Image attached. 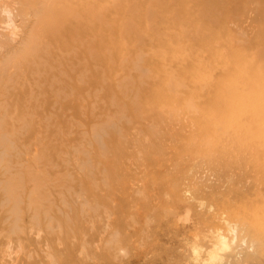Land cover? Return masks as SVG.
<instances>
[{
    "label": "rangeland",
    "instance_id": "1",
    "mask_svg": "<svg viewBox=\"0 0 264 264\" xmlns=\"http://www.w3.org/2000/svg\"><path fill=\"white\" fill-rule=\"evenodd\" d=\"M3 4L0 264H264V0Z\"/></svg>",
    "mask_w": 264,
    "mask_h": 264
},
{
    "label": "bare ground",
    "instance_id": "2",
    "mask_svg": "<svg viewBox=\"0 0 264 264\" xmlns=\"http://www.w3.org/2000/svg\"><path fill=\"white\" fill-rule=\"evenodd\" d=\"M12 1V0H11ZM14 1V0H13ZM16 1V0H15ZM4 2V1H3ZM6 2V1H5ZM2 3V2H1ZM17 2H15V4H16ZM6 4V3H5ZM10 4H8V6H9ZM13 6V5H12ZM48 6V5H47ZM15 8V10H17L18 8L16 7V6H14ZM10 8V9H9ZM9 8L7 7V6H4V4H3V6L1 7V5H0V11L2 12V13H0V14H5L8 18H5V20L7 21V22H5V20H4V22H5V24H3V25H0V38L3 36V38L5 37V33H7V35H11V37H12V39H13V35L14 34H16L15 33V31L18 29V27H16V26H18L17 24H16V26H15V23L13 22L14 20H15V18L14 17H16L15 15H14V20L13 21H11L9 18L11 17V15H12V13H13V10H11V8L12 7H10L9 6ZM40 8V7H39ZM30 9V8H29ZM21 10V9H20ZM32 10V9H31ZM30 10V11H31ZM20 12V11H19ZM18 12V13H19ZM34 12V11H33ZM20 13H24V12H20ZM17 14V13H16ZM4 15V16H5ZM19 15V14H18ZM17 15V16H18ZM23 15V14H22ZM3 16V17H4ZM13 16V15H12ZM18 17H20V16H18ZM22 18H23V16H22ZM31 18V17H30ZM1 19V18H0ZM12 19V18H11ZM21 19V18H20ZM23 21H25V20H23ZM1 22V21H0ZM3 22V21H2ZM3 22V23H4ZM26 22V21H25ZM21 23H23L22 21H21ZM20 25H22V24H20ZM23 25H24V23H23ZM24 26H26V25H24ZM38 28V27H37ZM18 31H20L19 29H18ZM26 31V30H25ZM23 32V31H22ZM28 32H30V31H28ZM39 32H40V30H39ZM30 34V33H29ZM9 35V36H10ZM33 35V34H32ZM30 36H31V34H30ZM16 38V37H15ZM20 38V37H19ZM31 38V37H30ZM34 38V37H33ZM2 39V38H1ZM0 39V40H1ZM5 39V38H4ZM4 39H2V40H4ZM11 39V38H10ZM16 39H18V37L16 38ZM26 39V38H25ZM1 40V41H2ZM15 40V39H14ZM31 40V39H30ZM32 40H34V39H32ZM31 40V41H32ZM5 41H7L6 39H5ZM11 41V40H10ZM17 41H19V40H17ZM29 41V40H28ZM27 41V42H28ZM19 42H21V41H19ZM18 42V43H19ZM11 43H13L12 41H11ZM25 43H26V40H25ZM30 43V42H29ZM6 44L8 45V42H6ZM17 44V43H16ZM15 44V45H16ZM11 45V44H10ZM24 45V44H23ZM22 45V46H23ZM30 45V44H29ZM9 46V45H8ZM12 46V45H11ZM27 46V45H26ZM3 47V46H2ZM28 47V46H27ZM30 47V46H29ZM28 47V48H29ZM15 48V47H14ZM1 49V48H0ZM4 49H5V47H4ZM30 50V49H29ZM8 51V50H7ZM22 51V50H21ZM24 51V50H23ZM32 51V50H31ZM2 52V51H1ZM15 52V51H14ZM28 53H29V51H28ZM5 54V53H4ZM27 54V53H26ZM30 54H32V53H30ZM8 55V54H7ZM28 55V54H27ZM3 57V56H2ZM110 123V122H109ZM113 124H114V122H113ZM106 125V124H105ZM112 125V124H111ZM104 127V126H103ZM108 127V126H107ZM110 127H112V126H110ZM102 132V131H101ZM103 133H104V131H103ZM105 135V134H104ZM218 245H215L214 244V247H213V249L212 250H209L208 252H206L207 253V260H208V263L209 262H215L216 260L218 261V260H220V258H221V256L222 255H220V253L219 252H217V251H215V250H220V251H226L228 248H229V243L226 241V239L223 237V236H221V235H218ZM212 248V247H211ZM201 249V248H200ZM193 253L195 254V256H198V254H199V249L197 248V247H194L193 249ZM202 251V250H201ZM217 252V253H216ZM195 259V258H194ZM197 259V258H196ZM204 261V260H203ZM219 262V261H218Z\"/></svg>",
    "mask_w": 264,
    "mask_h": 264
}]
</instances>
